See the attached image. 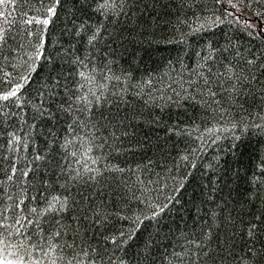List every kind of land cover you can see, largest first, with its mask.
Segmentation results:
<instances>
[{
    "label": "trees",
    "instance_id": "trees-1",
    "mask_svg": "<svg viewBox=\"0 0 264 264\" xmlns=\"http://www.w3.org/2000/svg\"><path fill=\"white\" fill-rule=\"evenodd\" d=\"M47 2L42 5L41 0H17L15 6L0 7V12L6 14L0 17V26L8 29L12 37L8 45L11 53L6 49L0 55V90L8 89L5 81L18 82L30 71L28 64L22 61H27L26 51L34 50L38 35L29 37V26L23 24L24 13L43 17ZM92 3L93 0L87 3L62 0L58 16L53 17L45 33L47 51L55 64L37 62L36 71L31 73L30 87L24 89L22 96L25 104L38 99L37 94L50 85L54 68L71 77L73 66L61 58L70 48L69 40L75 41L73 54L77 50L81 57L91 53L90 59L95 58L93 63L99 73L128 78L127 82L123 79L105 81L110 91L120 93L127 84L133 85L122 93L123 99L120 94L107 98L112 112L118 107L120 117L127 116L124 127L128 135L121 137L122 151L109 154L107 148L104 149L111 165L126 170L124 180L131 177V183L124 189L126 195L113 196L108 187L113 184L112 177L119 180L121 174L105 172L102 182L105 200L95 195L99 185L92 189L69 185L71 198L79 202L83 200L82 194L88 193L96 205L106 207L109 219L104 228L97 231H107L118 240L134 232L123 248L114 253L124 256L125 264H190L191 253L199 251L193 241L201 243L209 253V257H201L199 264H236L229 250L239 258L247 252L249 244L264 250V102L258 98L253 100L251 94H247L243 107L226 98L222 106L214 104L206 110L198 102L197 89L189 83L203 84L198 73L207 76L210 68L225 72L229 63L246 67L247 60L264 58V3L233 0L236 7H231L227 0L222 3L217 0H129L128 16L111 20L94 13L89 7ZM101 22L106 31L102 29L104 40L96 48L88 47L87 33H82L80 38L68 34L80 23H85L91 31ZM181 83L187 93L180 88ZM141 84L144 85L142 95L136 87ZM173 89L182 95L177 97ZM149 93L156 100L146 104ZM192 94L196 95L197 102L184 98ZM162 95L171 99L165 103L159 99ZM224 95L227 97L226 93ZM25 112L31 122L30 107L21 111L12 105L0 114V197L3 198L0 208L19 199H24L28 207L37 206V201H43L45 190L64 191V178L58 164H67L71 159H63L59 148L66 125L52 121L48 127L32 133L27 148L21 143L10 150L7 133L15 131L23 135L20 130L24 127L12 113L25 115ZM53 126L57 133L55 138L48 135ZM97 134L101 138L107 136L103 129ZM53 139L58 143H51ZM129 146L131 151L127 150ZM37 151L44 160H34ZM149 161L152 163L145 170L144 165ZM13 164L18 169L15 182H8L7 175ZM103 165L102 160L97 166ZM29 167L33 171L25 180L21 173ZM132 168L140 170L133 175L127 171ZM113 190H116L114 184ZM9 195L12 200H8ZM146 202L167 204V207L163 212H159L158 207L159 214L153 216ZM84 203L86 206L87 201ZM137 216L142 221L138 229L130 219H124ZM252 225L257 226L256 235L250 239L248 233ZM121 232L124 237H120ZM177 255H183L184 259L177 261ZM260 264H264V259Z\"/></svg>",
    "mask_w": 264,
    "mask_h": 264
},
{
    "label": "snow or ice",
    "instance_id": "snow-or-ice-1",
    "mask_svg": "<svg viewBox=\"0 0 264 264\" xmlns=\"http://www.w3.org/2000/svg\"><path fill=\"white\" fill-rule=\"evenodd\" d=\"M16 2L17 0H0V7L15 6ZM84 2L87 3V0ZM217 2L222 3L223 0H217ZM257 2L264 3V0H257ZM128 3L129 0H93L89 7L104 19L111 20L121 15L128 16L129 13L126 11ZM227 3L231 7H236L233 0H227ZM41 4L44 5L45 0H41ZM61 5L62 0H48L46 14L43 17L24 13L23 24L29 26L27 28L29 37L38 35V40L33 44L32 52L24 53L27 56V61H22V63H27L30 71L22 75L18 82L5 81L9 84L8 89L0 90V114H4L3 109L12 105L21 111H25L27 107L31 108V122L26 118V112L25 115L12 113V116L19 117L20 124L24 127L20 130L23 135H18L15 131L7 133L9 137L7 144L10 150L21 143L27 148L32 133L37 129L48 127L52 121H55L56 125L61 122L66 125L64 139L63 142H59V148L63 152V159L69 157L71 159L67 164H58L64 178L62 185L64 191L57 193L54 189L51 192L45 190L42 193L43 201H37V206L28 207L24 199H19L12 205L0 208V264H125V257L116 256L114 253L123 248L127 239H131L134 232H131L126 239L118 240L116 236H109L107 231H97L103 229L109 219L110 214L106 207L103 204L96 205L89 199L88 193H83V200L79 202L73 200L69 194L71 191L69 185H83L90 189L97 188L99 185L100 188L95 195L105 200L107 197L106 194H103L102 184L105 179L104 173L116 172L121 174L119 180L116 176L112 177L116 190H113V184L108 185L109 190L112 191L113 196L124 197L126 195L124 189H127L131 183V177L124 180L123 173L126 170L111 165L107 156L104 155V149L107 148L109 154L112 151L117 153L122 151L121 137L128 135L127 129L124 127V120L127 119V116L120 117L118 107L115 112H112V105L107 103V98L109 95L120 94L123 99L122 93L133 85L127 84L120 90V93L115 90L110 91L109 83L111 81L120 82L123 79L127 82L128 78L116 76L114 73L111 75L99 73L97 65L93 63L95 58L90 59L91 53L89 56L81 57L77 50L73 54L71 49L75 48V41L69 40L70 48L62 53L61 58L66 59L67 63L73 66L71 77L64 76L63 72L54 68L55 75L52 76L50 85L37 94L39 98L29 100L27 104L22 102L24 89L30 87L31 73L36 71L37 62L46 61L55 64L47 51L45 33L53 17L58 16L57 10ZM0 17H6V14L0 12ZM32 25L42 27L34 29L31 27ZM102 29H104L102 22L91 31H88L85 23H80L68 34L69 36L74 34L80 38L82 33H87V45L91 49L96 48L98 43L104 40ZM104 30L106 31V29ZM11 39L9 30L0 26V55H3L6 49L9 54L11 53V49L8 48ZM29 43L32 41L29 40ZM20 47L23 48L24 45L21 44ZM4 58L7 59V56ZM246 65V67H237L229 63L225 72L213 71L210 68L207 76L198 73L203 84H197L195 81L189 83L197 89L200 96L198 102L201 106L206 110L212 108L214 104L222 106L224 99L230 98L233 102H239L243 107V102L248 98L247 94H251L253 100L258 98L264 102V58L249 59L246 61ZM108 72H111V69H108ZM213 76L217 78L215 81L212 79ZM222 77L224 78L221 79ZM136 87L138 94L142 95L144 85ZM180 88L187 93L183 83L180 84ZM173 91L176 92L175 89ZM225 93L227 97H225ZM181 95V92H176L177 97ZM184 98H190L193 102H197L195 94L186 95ZM159 99L167 103L171 97L166 98L162 95ZM155 100L156 98L149 93L145 103H154ZM100 129L105 130L107 136L101 138L97 134ZM185 134L190 135L188 132ZM48 135L53 138L57 136L55 126L52 127ZM51 143H58V141L53 139ZM127 150L131 151L132 149L129 146ZM44 159L45 157L40 155L39 151L34 154V160L42 161ZM182 159H186V157H182ZM102 160L104 165L97 166ZM151 163L149 161L148 164H145L144 169L147 170ZM73 164L79 165V167H72ZM139 170V168H132L127 171L136 175ZM17 171L18 169L13 164L10 174L7 175L8 182H15L14 177ZM32 171L33 169L29 167L21 175L25 180H28ZM137 180L140 184L144 183L139 176H137ZM175 190L179 191V189ZM133 198H135V193H133ZM12 199L13 197L9 195L8 200ZM31 199L37 200L36 197ZM85 201H87L86 206ZM2 203L3 198L0 197V204ZM146 206L151 208L152 215L156 216L159 212L164 211L167 204L159 206L146 202ZM158 207L159 212L156 211ZM124 219H130L137 229L142 223L139 216L124 217ZM256 227V225L251 226L248 233L250 239L256 235L254 231ZM124 235L123 232L120 233V237H124ZM191 243L199 251L191 253V257H195V259L190 257V264H199L202 256L209 257V253L201 243L195 241ZM109 245L113 247L109 248ZM229 255L233 261H236V264H260V260L264 259V250H257L249 244L247 252L242 253L239 258L233 255L231 250H229ZM176 259L182 261L184 256L177 255ZM222 259H227V257H222Z\"/></svg>",
    "mask_w": 264,
    "mask_h": 264
}]
</instances>
